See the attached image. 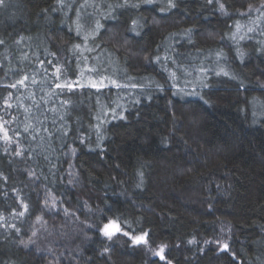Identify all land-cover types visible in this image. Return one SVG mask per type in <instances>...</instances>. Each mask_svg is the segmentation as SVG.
I'll return each instance as SVG.
<instances>
[{
  "label": "trees",
  "instance_id": "trees-1",
  "mask_svg": "<svg viewBox=\"0 0 264 264\" xmlns=\"http://www.w3.org/2000/svg\"><path fill=\"white\" fill-rule=\"evenodd\" d=\"M259 2L3 0L0 264H45L49 195L120 226L76 264H264Z\"/></svg>",
  "mask_w": 264,
  "mask_h": 264
},
{
  "label": "rangeland",
  "instance_id": "rangeland-1",
  "mask_svg": "<svg viewBox=\"0 0 264 264\" xmlns=\"http://www.w3.org/2000/svg\"><path fill=\"white\" fill-rule=\"evenodd\" d=\"M262 4H264V0H260L258 5ZM251 7L253 8V6ZM71 154L73 155V152H71ZM69 168V177L72 185H80L79 175L73 167V163H71ZM46 208L49 215H51V221L39 220L37 222V227L33 239L30 241L31 243L35 244L36 249L40 250L42 259H44L45 264H76V262L74 261L75 259L72 257V252H77V248L74 246V244L76 243L78 237L87 239L88 237L92 236L95 231L99 230L103 235H105L106 231L112 232L113 235L111 237L105 235L107 236V239L111 241L121 232L118 223L111 220L101 223L97 216L91 215L92 212H87V214L90 213V215L86 216L85 219H82V217L78 213L71 212L70 210L65 211L62 208V205L60 207L59 202L54 199L52 195H49L47 198ZM94 219L97 220L93 221ZM62 221L65 223V225L61 228H58L61 226L60 223H62ZM78 223H81V230L78 228ZM106 225L108 226L107 228H105ZM116 228H118L119 231H116ZM229 236L230 228L228 226H222L219 231V241L222 248L227 245ZM65 237H67L65 245L67 244L66 246H69L70 248H66L63 243L66 239ZM144 240L146 242L135 244L144 247L149 256L160 257L156 253L159 252L163 247L151 246L147 242L145 236ZM38 241L42 244V247H39L37 243ZM72 245L75 248H71ZM162 255L164 256V248Z\"/></svg>",
  "mask_w": 264,
  "mask_h": 264
},
{
  "label": "snow or ice",
  "instance_id": "snow-or-ice-1",
  "mask_svg": "<svg viewBox=\"0 0 264 264\" xmlns=\"http://www.w3.org/2000/svg\"><path fill=\"white\" fill-rule=\"evenodd\" d=\"M146 2L151 3V0H146ZM2 3H3V0H0V4H2ZM0 43H2V41H0ZM6 138H7V137H6ZM107 227H108V226L106 225L105 228H107ZM117 231H119L118 228H117ZM105 235L111 237V236L113 235V233H112V232H107V231H106V232H105ZM124 235H128V233H124ZM145 235H147V234H145ZM132 239H133V242L136 243V244H139V243H141V242H146V241L144 240V236H136V237H133ZM225 247H227V246L225 245ZM162 252H163V248H161L160 251L157 252L156 254L160 256V259H161V260H164L165 257L162 255Z\"/></svg>",
  "mask_w": 264,
  "mask_h": 264
},
{
  "label": "water",
  "instance_id": "water-1",
  "mask_svg": "<svg viewBox=\"0 0 264 264\" xmlns=\"http://www.w3.org/2000/svg\"><path fill=\"white\" fill-rule=\"evenodd\" d=\"M116 231H117V228H116Z\"/></svg>",
  "mask_w": 264,
  "mask_h": 264
}]
</instances>
